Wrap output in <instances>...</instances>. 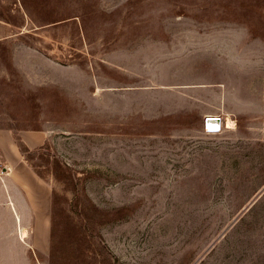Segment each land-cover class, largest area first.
<instances>
[{
  "label": "rangeland",
  "instance_id": "rangeland-1",
  "mask_svg": "<svg viewBox=\"0 0 264 264\" xmlns=\"http://www.w3.org/2000/svg\"><path fill=\"white\" fill-rule=\"evenodd\" d=\"M4 129L52 243L0 264H264V0H0Z\"/></svg>",
  "mask_w": 264,
  "mask_h": 264
},
{
  "label": "crops",
  "instance_id": "crops-1",
  "mask_svg": "<svg viewBox=\"0 0 264 264\" xmlns=\"http://www.w3.org/2000/svg\"><path fill=\"white\" fill-rule=\"evenodd\" d=\"M21 141L29 147L42 144L39 132H21ZM0 151L5 156L7 184L0 187V223L8 222V232H16L28 241V247L40 254L49 252L51 200L48 186L34 176L20 153L10 130H0ZM7 197V198H6ZM1 223V224H2ZM25 228L26 236L22 237ZM6 228L0 227V231Z\"/></svg>",
  "mask_w": 264,
  "mask_h": 264
},
{
  "label": "built area",
  "instance_id": "built-area-1",
  "mask_svg": "<svg viewBox=\"0 0 264 264\" xmlns=\"http://www.w3.org/2000/svg\"><path fill=\"white\" fill-rule=\"evenodd\" d=\"M209 118H217L218 122L209 121ZM224 126H227L224 119L219 116L208 115L203 119L202 132L206 135L218 134Z\"/></svg>",
  "mask_w": 264,
  "mask_h": 264
},
{
  "label": "bare ground",
  "instance_id": "bare-ground-1",
  "mask_svg": "<svg viewBox=\"0 0 264 264\" xmlns=\"http://www.w3.org/2000/svg\"><path fill=\"white\" fill-rule=\"evenodd\" d=\"M226 124H227V128H234V122H233V120L230 118V116L228 115V116H226ZM21 229V228H20ZM22 230V229H21ZM21 233V235H22V237H25L26 236V231H25V228L22 230V232H20Z\"/></svg>",
  "mask_w": 264,
  "mask_h": 264
},
{
  "label": "water",
  "instance_id": "water-1",
  "mask_svg": "<svg viewBox=\"0 0 264 264\" xmlns=\"http://www.w3.org/2000/svg\"><path fill=\"white\" fill-rule=\"evenodd\" d=\"M208 120L209 121H213V122H218V119L217 118H209Z\"/></svg>",
  "mask_w": 264,
  "mask_h": 264
},
{
  "label": "trees",
  "instance_id": "trees-1",
  "mask_svg": "<svg viewBox=\"0 0 264 264\" xmlns=\"http://www.w3.org/2000/svg\"><path fill=\"white\" fill-rule=\"evenodd\" d=\"M28 157H29V155L26 157L27 160L29 159ZM51 237H52V236H51ZM51 243H52V239H51ZM51 246H52V244H51Z\"/></svg>",
  "mask_w": 264,
  "mask_h": 264
}]
</instances>
